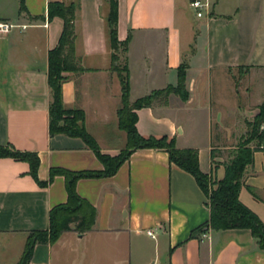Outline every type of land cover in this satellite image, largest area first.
I'll return each mask as SVG.
<instances>
[{
  "label": "crops",
  "instance_id": "0c3cea01",
  "mask_svg": "<svg viewBox=\"0 0 264 264\" xmlns=\"http://www.w3.org/2000/svg\"><path fill=\"white\" fill-rule=\"evenodd\" d=\"M191 1L116 0L117 38L130 36L122 55L131 103L176 86L177 68L187 63L188 100L172 94L138 110L136 129L143 138L165 137L178 150H197L200 171L216 183L224 177V151L234 146L219 144L233 136L217 133L225 123L212 102V77L240 68L264 76V0H198L208 8L193 22ZM49 3L77 6L74 49L84 71L64 74V108L83 111L84 128L102 155H119L127 142L117 118L120 83L112 72L108 0H0V20L29 26L0 33V146L35 153L38 180L46 183H36L28 163L0 158V264H18L28 235L46 231L50 210L67 202L64 177L49 181L52 169L103 170L82 139L49 135L48 53L63 30L62 19L48 18ZM239 100L229 108L247 119L256 115L247 94ZM75 188L96 211L92 229L78 234L71 225L55 243L35 245L29 264H264L249 230L205 228L206 196L162 150H135L113 176L80 179ZM239 200L264 223V139Z\"/></svg>",
  "mask_w": 264,
  "mask_h": 264
},
{
  "label": "trees",
  "instance_id": "16d2710c",
  "mask_svg": "<svg viewBox=\"0 0 264 264\" xmlns=\"http://www.w3.org/2000/svg\"><path fill=\"white\" fill-rule=\"evenodd\" d=\"M109 12L106 19L108 44L112 51V71L116 73L120 83V106L117 110L119 128L126 133V147L115 157L102 155L95 140L84 128V113L79 109H65L62 103V84L66 80L65 73H81L84 71L78 65L75 55L74 20L77 6L74 4L49 3L48 18L58 17L63 21V30L58 43L48 53V87L51 101L49 105V135L62 134L73 138H80L86 146L94 152L103 165L100 172H69L52 169L49 181L56 175L64 177L67 202L52 208L49 212V227L46 231L31 232L26 240L23 254L18 264H29L33 249L37 244H53L64 232L73 230L78 234L90 231L94 225L96 211L76 192V182L85 178H102L113 176L120 166L130 157L133 151L139 149L162 150L168 154L169 162L192 175L198 187L207 198L209 219L205 228L213 231L249 230L256 240L257 246L264 251V223L259 217L242 204L239 192L247 175V168L252 165L253 153L256 151L264 136L261 127L264 125V103L259 106V113L248 121V131L240 137L238 144L229 152L224 162V177L219 182H212L199 168L198 151L195 149L178 150L173 140L167 138H143L136 129L137 111L151 107L154 103H166L170 95H176L186 102L189 94L186 90V71L188 65L182 62L177 68L176 86L154 91L133 103L129 100V77L126 60L119 64V54H125L130 36L120 42L117 38V4L116 0H108ZM255 143V147L252 144ZM0 158H11L26 162L30 168V175L36 183L44 187L37 176L39 158L35 153L20 152L12 146H0ZM255 196V194H253Z\"/></svg>",
  "mask_w": 264,
  "mask_h": 264
},
{
  "label": "rangeland",
  "instance_id": "374dc122",
  "mask_svg": "<svg viewBox=\"0 0 264 264\" xmlns=\"http://www.w3.org/2000/svg\"><path fill=\"white\" fill-rule=\"evenodd\" d=\"M188 15L193 22L195 20V12L189 11ZM184 31L187 34V37H189L190 32H187V28ZM119 64H123L122 53L119 54ZM211 86L213 93L212 102L215 106H219L220 110L218 111L224 114L223 121L225 124L217 127V133H220L223 136L224 134H228L229 131L233 136L232 140L220 141L219 144L221 147H235L240 140V136L243 133V135H245L248 131L246 123L248 121H253L259 113V106L264 103V76L260 75L259 72L251 74L248 69L244 68L229 70L225 72V74L212 77ZM217 87H220V90L217 91ZM242 93L247 94L249 97L248 105L250 115H252L253 112H256V115L249 119L244 118L243 115L240 116V112L229 108L230 104H234L236 98L238 102L240 101L239 97H241ZM254 103H259V106H254ZM233 114L234 116H232ZM236 117L241 120L238 125L233 124L237 120ZM261 130H263L261 132L264 136V125L261 127ZM231 151L232 149H227V151L224 152H227L226 154L228 156ZM216 152H221V150H216ZM227 156L225 157L227 158Z\"/></svg>",
  "mask_w": 264,
  "mask_h": 264
},
{
  "label": "built area",
  "instance_id": "2783aa9c",
  "mask_svg": "<svg viewBox=\"0 0 264 264\" xmlns=\"http://www.w3.org/2000/svg\"><path fill=\"white\" fill-rule=\"evenodd\" d=\"M189 6L195 12L197 17H201L202 12L208 8L207 4H204L198 0L191 1L189 3ZM28 27H29L28 25H21L11 20H0V33L1 34H8L14 29H19L21 31H24ZM148 235L153 237V234L151 232H148Z\"/></svg>",
  "mask_w": 264,
  "mask_h": 264
}]
</instances>
